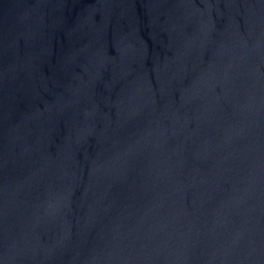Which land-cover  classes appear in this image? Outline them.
Wrapping results in <instances>:
<instances>
[{"label":"water","instance_id":"95a60500","mask_svg":"<svg viewBox=\"0 0 264 264\" xmlns=\"http://www.w3.org/2000/svg\"><path fill=\"white\" fill-rule=\"evenodd\" d=\"M60 111V0H0V264H46Z\"/></svg>","mask_w":264,"mask_h":264}]
</instances>
